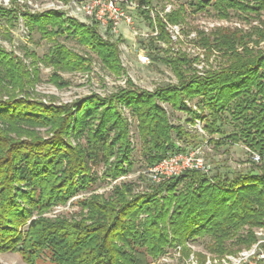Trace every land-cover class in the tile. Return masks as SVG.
I'll use <instances>...</instances> for the list:
<instances>
[{
  "label": "trees",
  "instance_id": "1",
  "mask_svg": "<svg viewBox=\"0 0 264 264\" xmlns=\"http://www.w3.org/2000/svg\"><path fill=\"white\" fill-rule=\"evenodd\" d=\"M188 6L193 13L211 9L218 17L235 15L256 25L245 33L197 32L208 56L212 50L219 54L216 70L203 77L187 76L184 57L166 59L177 84L153 93L130 85L107 97L92 94L68 105H45L27 98V87L38 77L36 68L27 72L21 58L0 47V252L21 253L28 264L43 249L51 264H147L164 255L166 248L179 247L188 258L186 247L203 239L209 254L234 256L257 241L254 230L264 232V51L248 47L264 41V0H193ZM9 14L0 9V16ZM59 17L29 15L26 25L50 38L63 34ZM187 17L186 8L180 6L167 20L185 23ZM157 27L160 39L167 38L160 20ZM47 28L58 30L47 32ZM79 28V43L90 47L108 72L120 74L117 42L103 40L95 25L76 26L74 32ZM44 59L61 71L84 61L63 45ZM191 99L199 113L186 107L184 101ZM157 102L186 113L191 125L200 121L209 136L207 143L215 149L242 144L258 153L263 163L245 172L185 171L152 184L151 194L131 199L126 196L130 184H121L113 188V196L79 201L84 213L78 220L31 219L33 211L65 204L80 190H89L96 180L93 167L103 165L102 180L128 173L132 146L119 106L135 119L146 169L168 154L185 152L187 146L196 148L197 136L172 124ZM226 123L233 127L229 134ZM37 127L49 128L52 137L41 140L30 130ZM69 138L85 142L72 146ZM162 191L168 195L157 200ZM27 223L23 234L21 227Z\"/></svg>",
  "mask_w": 264,
  "mask_h": 264
},
{
  "label": "rangeland",
  "instance_id": "2",
  "mask_svg": "<svg viewBox=\"0 0 264 264\" xmlns=\"http://www.w3.org/2000/svg\"><path fill=\"white\" fill-rule=\"evenodd\" d=\"M177 1L184 3L186 10L189 11V1L193 0ZM177 9L178 8H176V10ZM206 17L211 18L210 20L212 21H214V19H222V17H218L216 14H213L211 9L207 11ZM237 17L238 16L234 15L227 20L230 23L240 24V27L229 30H242L245 33L251 26L256 25V22H246L242 18ZM26 19L27 17L25 20ZM58 19L60 29L63 31V34L49 38L42 36L35 29L30 30L28 28V38L26 40H18L16 38H12L13 35L11 31H14L12 26V16H0V42H2L0 47L5 53H11L13 56L21 58L27 72H33L34 68L38 71L37 80L32 84L30 83L27 87V98L29 99H35L45 105L49 103H52L55 106L68 105L92 94L100 97H107L111 94H115L118 90L129 88L130 85L141 91L153 93L156 89L162 86L177 84V79L171 67L165 62L166 59L169 60L184 57L187 60V65L186 67L182 66V69H186V75L197 76L193 67V64H195L196 61L195 58H192L187 54L185 55L184 53L182 54V52L181 55L179 54L180 56L174 57L164 51L159 54L158 60L154 61V64L148 68H123L119 59L121 68L120 74L115 75L110 73L102 66L95 53L91 52L90 47L79 43V40L82 38V28H79L78 31L74 32L76 26L77 28L78 26L86 28L91 25L83 24V22L78 20H66L61 16ZM262 20H264V16ZM177 24L182 25L184 34L186 35L192 31L199 32L196 22H194V19L191 18V16H188V19H185V23L182 22ZM57 30L58 29L56 28H47V32ZM97 33L99 34L98 30ZM101 38L105 40L102 36ZM162 42L166 47L170 44L167 38H163ZM56 44L65 46L71 53L83 58L84 61L82 62V65L76 67L75 69H67L63 71L53 68V66L46 62L44 58L51 54L54 47L57 46ZM252 44L254 43L252 42L248 44V47L264 51V41H258L255 46H252ZM199 47L202 46L200 45ZM205 55H208V49H205ZM33 58L36 59L35 65H33ZM25 96L26 95H20V97ZM157 103L167 112L169 121L172 124L180 125L192 136H197V141H200L197 147L200 149L203 161L209 170L218 169L223 173H231L245 172L255 168V166H253L254 164L250 163L249 156L244 151L242 144L233 146L223 145L220 148L215 149L212 144L207 143L209 136L205 133L201 135L190 127L191 124L187 121L190 117L186 113L173 110L167 103ZM184 103L187 108L191 109H193V105H196L195 100L192 99L185 100ZM118 110L127 120L129 139L132 146L130 156L131 168L128 173L125 176H121L116 179L102 180L101 173L103 171V165L93 167L92 171L95 174L96 180L89 190H80L65 204H57L44 211H33L31 219H47L52 221L62 219L69 221L78 220L79 214L84 213L81 211L79 201L87 199L90 196H103L104 198L113 196V188L121 184H130L131 186V189L126 193L128 199H131L134 196L148 195L154 192L152 183L145 174V161L142 156L141 146L136 137L135 119L130 116L128 109L125 107L119 106ZM232 129V124L226 123L224 125V130L227 134L231 133ZM30 130L36 133L41 140H48L52 137V133L49 131V128L37 127ZM67 140V142H69L72 146H75L77 143L83 145L85 142L84 139L77 141L74 138H69ZM191 148V146L186 147V149ZM178 187L179 189L182 188L180 185ZM167 195L168 193L166 191H162L158 194L157 200L158 198H163ZM142 217L143 216H140V218ZM27 230L28 223L21 227L23 234L26 233ZM206 244L207 239H203L186 247V250L189 252L188 258L181 255L179 247V250H177V248H166L164 255L160 256L156 260L149 261L147 264H223L221 260L224 259L225 256H230L225 255L221 258L213 256L204 249ZM198 257L204 258V263H201V260L198 259ZM207 261H209V263ZM0 264L28 263L23 259L21 253L0 252ZM32 264H51L48 251L44 249L39 251L33 258Z\"/></svg>",
  "mask_w": 264,
  "mask_h": 264
},
{
  "label": "built area",
  "instance_id": "3",
  "mask_svg": "<svg viewBox=\"0 0 264 264\" xmlns=\"http://www.w3.org/2000/svg\"><path fill=\"white\" fill-rule=\"evenodd\" d=\"M180 6L186 8L184 3L177 0H147L144 4L139 0H0V9L9 12L8 17L12 16L14 29L11 31L12 38L18 40L28 38L25 20L27 16L56 13L66 20H78L83 24L95 25L104 39L116 41L123 68L145 69L152 66L163 51L174 57L180 56L182 52L196 59L193 64L194 71L198 77H203L208 71L216 70V58L219 54L212 50L209 56L205 55L206 48L199 47L197 32L192 31L186 35L181 24L169 23L167 16ZM140 11L145 13L142 14ZM186 12L196 22L199 32L204 34L216 29L240 27V24L230 23L225 18L212 21L206 17L207 12L193 13L190 10ZM157 20H160L168 33L167 40L170 44L167 47L160 39ZM1 44L2 42L0 46ZM192 108L199 113L196 105ZM190 127L201 135L204 134L202 124L197 119ZM243 149L249 156L251 164L263 163L258 153L245 146ZM189 170L204 173L209 170L198 147L168 154L159 163L147 168L145 174L152 184H158ZM254 234L257 241L249 249L241 250L234 256H225L221 260L222 263L264 264V232L258 229Z\"/></svg>",
  "mask_w": 264,
  "mask_h": 264
}]
</instances>
